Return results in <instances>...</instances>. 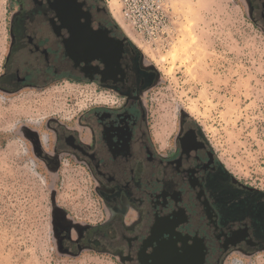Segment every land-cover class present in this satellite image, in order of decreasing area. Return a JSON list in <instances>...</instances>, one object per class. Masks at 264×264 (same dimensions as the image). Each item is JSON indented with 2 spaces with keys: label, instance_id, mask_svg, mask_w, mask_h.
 <instances>
[{
  "label": "flooded vegetation",
  "instance_id": "flooded-vegetation-1",
  "mask_svg": "<svg viewBox=\"0 0 264 264\" xmlns=\"http://www.w3.org/2000/svg\"><path fill=\"white\" fill-rule=\"evenodd\" d=\"M246 2L264 30V0ZM16 5L0 88L46 91L72 80L102 91L98 104L70 123L50 118L39 135L40 160L51 169L64 156L79 162L101 206L95 222L56 213L62 248L108 252L122 264H224L233 252L264 250V192L234 175L188 111L157 131L152 94L163 76L106 0ZM77 34L88 41L79 51L70 45Z\"/></svg>",
  "mask_w": 264,
  "mask_h": 264
},
{
  "label": "rangeland",
  "instance_id": "rangeland-1",
  "mask_svg": "<svg viewBox=\"0 0 264 264\" xmlns=\"http://www.w3.org/2000/svg\"><path fill=\"white\" fill-rule=\"evenodd\" d=\"M106 3L163 76L152 94L157 131L188 111L234 175L264 192V30L246 0H165L166 22L150 27L134 21L124 0ZM16 8V0H0V75ZM102 99L87 81L15 94L0 88V264H122L108 252L61 247L56 213L95 222L101 206L79 162L64 156L51 169L39 157L47 120L70 123ZM224 264H264V250L233 252Z\"/></svg>",
  "mask_w": 264,
  "mask_h": 264
},
{
  "label": "built area",
  "instance_id": "built-area-1",
  "mask_svg": "<svg viewBox=\"0 0 264 264\" xmlns=\"http://www.w3.org/2000/svg\"><path fill=\"white\" fill-rule=\"evenodd\" d=\"M131 8L134 21L145 26H157L166 22L165 0H124Z\"/></svg>",
  "mask_w": 264,
  "mask_h": 264
},
{
  "label": "water",
  "instance_id": "water-1",
  "mask_svg": "<svg viewBox=\"0 0 264 264\" xmlns=\"http://www.w3.org/2000/svg\"><path fill=\"white\" fill-rule=\"evenodd\" d=\"M79 15H76L75 18L78 19ZM91 41V39H90ZM88 41L83 35H74L70 39V45L75 49V51L82 50V46L87 43ZM89 59H85L86 62H88ZM30 137L34 138L33 136L30 135Z\"/></svg>",
  "mask_w": 264,
  "mask_h": 264
},
{
  "label": "bare ground",
  "instance_id": "bare-ground-1",
  "mask_svg": "<svg viewBox=\"0 0 264 264\" xmlns=\"http://www.w3.org/2000/svg\"><path fill=\"white\" fill-rule=\"evenodd\" d=\"M191 110H192V111H195V108H194V107H192V108H191ZM234 262H235V261H234Z\"/></svg>",
  "mask_w": 264,
  "mask_h": 264
}]
</instances>
